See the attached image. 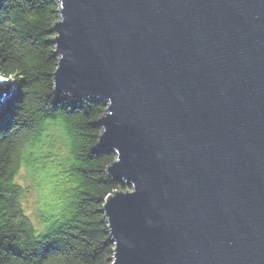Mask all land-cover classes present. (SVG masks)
I'll return each mask as SVG.
<instances>
[{
  "label": "water",
  "instance_id": "obj_1",
  "mask_svg": "<svg viewBox=\"0 0 264 264\" xmlns=\"http://www.w3.org/2000/svg\"><path fill=\"white\" fill-rule=\"evenodd\" d=\"M56 2L54 90L106 105L131 187L103 205L110 264H264V0Z\"/></svg>",
  "mask_w": 264,
  "mask_h": 264
},
{
  "label": "trees",
  "instance_id": "obj_2",
  "mask_svg": "<svg viewBox=\"0 0 264 264\" xmlns=\"http://www.w3.org/2000/svg\"><path fill=\"white\" fill-rule=\"evenodd\" d=\"M58 18L56 0H0V76L17 84L0 109V264H110L103 205L131 188L107 174L115 153L99 146L97 124L106 105L54 90ZM21 167L29 183L16 181Z\"/></svg>",
  "mask_w": 264,
  "mask_h": 264
},
{
  "label": "rangeland",
  "instance_id": "obj_3",
  "mask_svg": "<svg viewBox=\"0 0 264 264\" xmlns=\"http://www.w3.org/2000/svg\"><path fill=\"white\" fill-rule=\"evenodd\" d=\"M24 179L28 183L32 180L29 176H27V173H26L25 168L24 167H21L20 170H19V176L16 177V181L18 183H21L22 184V180H24ZM26 199H27V208L31 212V208L34 206V202H35V193H34V190H31L29 188L28 193L26 195Z\"/></svg>",
  "mask_w": 264,
  "mask_h": 264
},
{
  "label": "snow or ice",
  "instance_id": "obj_4",
  "mask_svg": "<svg viewBox=\"0 0 264 264\" xmlns=\"http://www.w3.org/2000/svg\"><path fill=\"white\" fill-rule=\"evenodd\" d=\"M4 80V77H0V82H2Z\"/></svg>",
  "mask_w": 264,
  "mask_h": 264
}]
</instances>
